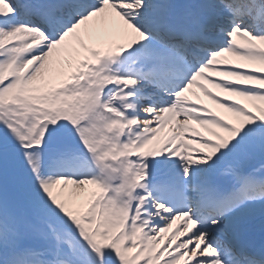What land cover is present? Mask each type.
Returning <instances> with one entry per match:
<instances>
[{
  "label": "snow or ice",
  "instance_id": "1",
  "mask_svg": "<svg viewBox=\"0 0 264 264\" xmlns=\"http://www.w3.org/2000/svg\"><path fill=\"white\" fill-rule=\"evenodd\" d=\"M0 264H264V0H0Z\"/></svg>",
  "mask_w": 264,
  "mask_h": 264
},
{
  "label": "bare ground",
  "instance_id": "2",
  "mask_svg": "<svg viewBox=\"0 0 264 264\" xmlns=\"http://www.w3.org/2000/svg\"><path fill=\"white\" fill-rule=\"evenodd\" d=\"M195 91H196L197 94L199 95V92H200V91H199L198 89H196ZM201 98H202V97H200V99H201ZM201 100L204 102L205 99H201ZM206 103H207V101H206ZM206 103H205V104H206Z\"/></svg>",
  "mask_w": 264,
  "mask_h": 264
}]
</instances>
